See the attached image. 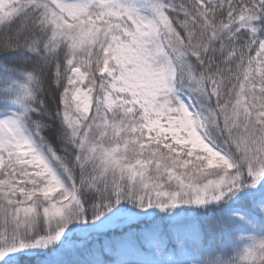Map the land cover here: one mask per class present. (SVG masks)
Returning <instances> with one entry per match:
<instances>
[{
  "label": "snow or ice",
  "instance_id": "snow-or-ice-1",
  "mask_svg": "<svg viewBox=\"0 0 264 264\" xmlns=\"http://www.w3.org/2000/svg\"><path fill=\"white\" fill-rule=\"evenodd\" d=\"M0 264H264V0H0Z\"/></svg>",
  "mask_w": 264,
  "mask_h": 264
}]
</instances>
